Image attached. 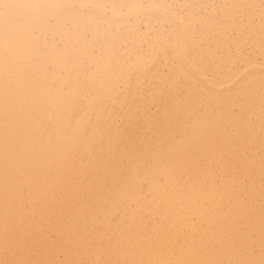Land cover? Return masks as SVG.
I'll return each instance as SVG.
<instances>
[{
	"label": "bare ground",
	"instance_id": "obj_1",
	"mask_svg": "<svg viewBox=\"0 0 264 264\" xmlns=\"http://www.w3.org/2000/svg\"><path fill=\"white\" fill-rule=\"evenodd\" d=\"M0 264H264V0H0Z\"/></svg>",
	"mask_w": 264,
	"mask_h": 264
}]
</instances>
